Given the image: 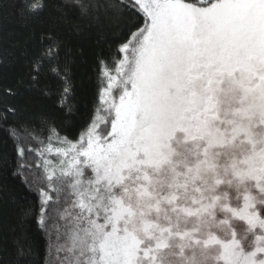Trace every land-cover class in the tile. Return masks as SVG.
Returning <instances> with one entry per match:
<instances>
[{
  "label": "rangeland",
  "instance_id": "rangeland-1",
  "mask_svg": "<svg viewBox=\"0 0 264 264\" xmlns=\"http://www.w3.org/2000/svg\"><path fill=\"white\" fill-rule=\"evenodd\" d=\"M237 62L253 74H233ZM162 80L131 138L92 172L110 196L89 209L88 264L118 237L135 240L144 264H261L264 17L186 45Z\"/></svg>",
  "mask_w": 264,
  "mask_h": 264
},
{
  "label": "snow or ice",
  "instance_id": "snow-or-ice-1",
  "mask_svg": "<svg viewBox=\"0 0 264 264\" xmlns=\"http://www.w3.org/2000/svg\"><path fill=\"white\" fill-rule=\"evenodd\" d=\"M47 6V0H0V18H17L33 49L14 78L0 83V127L13 142V175L28 192L35 189V207L26 214L34 211L42 230L55 228V242L63 239L52 213L60 204L64 182L74 172L83 176L85 170L98 171L104 158L131 138L162 88L165 68L186 45L237 35L248 13L254 12L258 21L264 17V0L80 2L81 14L100 23L97 48L85 69L78 67L84 61H78L58 30L62 17L43 20ZM106 34L114 38L108 40ZM18 45L13 41V47ZM232 71L251 76L254 66L237 62ZM65 124L76 134L66 131ZM25 133L30 137L27 144ZM0 165H9L7 150L0 154ZM34 169L46 174L38 188L40 174L32 175ZM56 250L65 253L59 264H80L65 241L57 243ZM141 251L135 240L118 237L102 244L91 264H144L149 257L142 258ZM83 264H88L87 257Z\"/></svg>",
  "mask_w": 264,
  "mask_h": 264
},
{
  "label": "trees",
  "instance_id": "trees-1",
  "mask_svg": "<svg viewBox=\"0 0 264 264\" xmlns=\"http://www.w3.org/2000/svg\"><path fill=\"white\" fill-rule=\"evenodd\" d=\"M80 2L88 3L89 0H47L48 6L43 20L62 17L58 30L70 42L69 46L78 61H84L78 63V67L85 69L97 48L100 23L81 14ZM106 38L112 40L114 37L106 34ZM17 40L19 45L13 47V41ZM26 41L28 33L21 27L17 18L11 15L0 18V60L4 61L0 64V83H9L23 66V62L32 54L31 42ZM104 127L101 126L102 131ZM64 128L73 135L76 134L73 126L65 124ZM22 139L27 144L30 137L25 133ZM53 143L59 146L55 140ZM5 150L9 165L6 168L0 165V264H59L65 253L57 252L56 244L64 241L65 246L73 250L70 255L83 264L89 248V209L100 193L108 190L105 184L96 183L92 172L87 170L83 176L74 172L64 182L59 193L60 204L54 207L52 213L55 224L61 226L64 240L54 242L56 229L42 230L37 225L35 212L26 214L27 209L35 207V189L33 193L28 192L20 179L13 175L16 169L13 142L5 127H0V154ZM31 158L37 159L34 154ZM36 172L40 174L36 185L38 188L40 184L45 183L46 174L42 169H34L32 175ZM106 192L110 194L109 190ZM53 203L56 204L55 200ZM111 203L110 201L108 207ZM59 208L62 209L61 213Z\"/></svg>",
  "mask_w": 264,
  "mask_h": 264
}]
</instances>
